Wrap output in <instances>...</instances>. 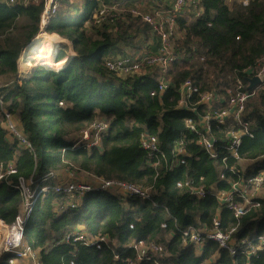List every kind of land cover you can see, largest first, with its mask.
I'll return each mask as SVG.
<instances>
[{
    "label": "trees",
    "instance_id": "obj_1",
    "mask_svg": "<svg viewBox=\"0 0 264 264\" xmlns=\"http://www.w3.org/2000/svg\"><path fill=\"white\" fill-rule=\"evenodd\" d=\"M229 2L199 0L178 18L182 36L173 51L179 59L165 75L151 68L121 79L107 70L106 59L143 49L152 36L150 26L127 14L114 27H97L92 16L99 0H86L76 15L72 0H57L58 13L46 32L67 40L75 55L68 58L67 45L58 54L54 48V66L36 67L22 80L18 61L38 36L43 6L0 2V166L5 170L12 164L16 170L0 180V221L11 226L22 213L19 183L31 181L35 204L24 240L43 264H264V246L247 256L248 245L258 246L264 238V197L240 219L216 198L240 176L264 171V90L247 101L243 120L250 124L251 135L242 138L240 161L209 158L198 145L199 136L186 127L192 113L177 108L184 81L191 80L201 92L216 89L223 94L237 79L247 83L250 71L264 58V0H252L248 6ZM48 42L40 37L33 41L29 51L35 60L52 61V51L36 55ZM162 76L172 85L152 96ZM4 111L15 117L32 149L4 128ZM97 119L109 124L100 146L74 148L82 131ZM143 134L158 138L161 153L151 155L141 147ZM215 135L224 138L226 133ZM179 146L185 155L176 154ZM71 177L141 185L149 198L123 195L118 189L93 191L72 208L66 195L53 190L56 182ZM200 178L205 198L177 187L180 181L199 185ZM45 187L50 191L40 193ZM216 219L222 232L235 229V256L213 240H207L201 252L183 244L184 231L213 229ZM76 230L88 240L103 236L109 241L100 250L84 242H62ZM141 241L160 246L162 252H148L138 260L135 246ZM11 257L0 253V264H8Z\"/></svg>",
    "mask_w": 264,
    "mask_h": 264
},
{
    "label": "built area",
    "instance_id": "obj_2",
    "mask_svg": "<svg viewBox=\"0 0 264 264\" xmlns=\"http://www.w3.org/2000/svg\"><path fill=\"white\" fill-rule=\"evenodd\" d=\"M100 5L92 16V23L97 27L105 24L114 27L116 20L125 19L127 14L141 19L148 24L152 30V36L147 40L141 50H125L123 53L112 54L106 61L105 66L108 71L118 78L126 79L136 75L145 74L149 69L155 68L161 74L165 75L169 68L179 59L173 51L175 40L182 36L179 30L177 20L193 4L199 0H140L142 3L152 4L154 7L145 10L141 6L127 8L125 6L128 0H114L109 3L105 0H99ZM252 0H237L238 3L248 6ZM1 3L9 6H43L41 13L39 33L48 34L47 28L50 21L56 16L59 10L57 0H0ZM168 4L166 6L163 5ZM33 42V41H32ZM27 49L21 55L18 61L19 79H25L32 68L30 55ZM62 44L68 45V41L62 40L59 45L60 51ZM58 54V52H57ZM43 63V62H42ZM31 66V67H30ZM43 66V65H42ZM33 69V68H32ZM258 78L259 83L250 89V80ZM172 83L162 76L159 79V85L156 93L163 94L169 89ZM264 90V58L259 61L250 71L248 82L237 79L236 82L225 90L223 94L214 89L209 92H201L199 87L195 86L191 80L184 81L179 87L180 99L177 108L188 110L193 117L186 120V127L192 133L199 136L198 145L205 151L209 158L213 160H222L226 163L228 158L240 161L239 149L242 144V138L251 135L250 124L243 120L247 101L253 98L259 91ZM62 105V103H61ZM4 128L18 142L27 149H32L31 143L25 137L22 129L17 124L15 117L8 111L3 112ZM109 124L104 120H95L87 129L82 131L81 137L74 148L91 149L99 147L102 137L108 131ZM225 131L224 138H218L215 133ZM141 147L149 154L161 153L158 138L143 134L141 136ZM223 150L224 152L220 151ZM177 155H185V149L179 146L175 150ZM222 153L226 156L222 157ZM181 159L180 164H184ZM234 171V168H231ZM237 173V172H236ZM16 174V170L10 164L5 170L0 166V180L9 175ZM54 173L50 177H55ZM199 185L190 182H178V188H188L192 194L198 198H205L206 191L202 185L204 178H200ZM31 181L20 180L19 189L23 197L22 213L18 215L15 222L8 226L0 221V253L12 254L8 264H18L20 261L25 264H43L40 260L39 253L33 250L25 243V225L29 214L35 204V191L31 189ZM118 189L120 193L128 196H137L142 199L149 198L148 190L141 185L130 184L118 180H100L95 183L73 180L71 177L66 181H58L53 187L56 193L66 195L70 199L72 208L76 207L86 195L93 191H106ZM49 187H45L40 193H48ZM264 193V171L250 176L242 177L231 185L228 191H220L216 198L220 205L233 211L236 219H240L250 209L258 207V199L263 198L260 194ZM219 220L214 221V228L207 231H200L190 227L183 232V244L194 245L198 252L207 240L217 242L222 249H227L231 256L237 254V245L233 243L232 229L231 232L224 233L219 229ZM131 228H133L131 226ZM84 242L85 244L95 245L100 250L103 243L108 242L107 237H99L95 240H88L79 230L67 234L62 241L63 243ZM259 245H248L247 256L250 258L262 246L264 238H259ZM138 249V260H142L148 252L161 253L162 249L156 244L147 245L141 241L135 246Z\"/></svg>",
    "mask_w": 264,
    "mask_h": 264
},
{
    "label": "rangeland",
    "instance_id": "obj_3",
    "mask_svg": "<svg viewBox=\"0 0 264 264\" xmlns=\"http://www.w3.org/2000/svg\"><path fill=\"white\" fill-rule=\"evenodd\" d=\"M84 2H86V0H72V14H74V12L76 13L77 11H78V9L77 8H79V7H83V3ZM232 2H234V1H230L229 3H232ZM50 37H48V39L50 38V41L47 43L48 44V48L47 49H42V48H38L37 49V51H36V55H40V56H42L43 54H46L47 52H51L52 51V53H53V57H54V54H55V51L58 49L59 50V45H60V42H61V39L62 38H60L59 36H57V35H49ZM59 38V40L57 41L55 38ZM45 38V37H44ZM63 40V39H62ZM64 45H66V44H62V46H61V48L63 49V46ZM67 46H72V45H70V43L68 42V45ZM55 48V49H54ZM55 51H54V50ZM58 50H57V52H58ZM68 52V54H67V56H68V58L71 56V54H73L74 55V53L73 52H71V53H69V48L67 49V51H66V53ZM57 54V53H56ZM33 55L34 54H32V57H31V55H30V60H34V62H32L31 63V66L33 67V65H35V68L36 67H44V66H42V62H40V61H38V60H35L34 59V57H33ZM53 57H52V59H53ZM71 59V58H70ZM65 61V60H64ZM64 61H62V62H64ZM52 61H50L49 63H45L46 65H48V64H50ZM61 62V63H62ZM30 66V67H31ZM45 68V67H44ZM46 69V68H45ZM50 71V70H49ZM242 167L243 168H245V165H242ZM261 196H263L264 195V193H261L260 194ZM0 229H1V227H0ZM1 237V236H0Z\"/></svg>",
    "mask_w": 264,
    "mask_h": 264
},
{
    "label": "crops",
    "instance_id": "obj_4",
    "mask_svg": "<svg viewBox=\"0 0 264 264\" xmlns=\"http://www.w3.org/2000/svg\"><path fill=\"white\" fill-rule=\"evenodd\" d=\"M106 2H109V3H111V2H113L114 0H105ZM230 1H237V0H230ZM148 2H150V1H148ZM136 5H138V6H141L142 8H144L145 10L147 9V10H150V9H152L154 6L152 5V4H146V3H142V2H140V0H128L127 2H126V4H125V6L127 7V8H131V7H133V6H136ZM163 5L164 6H166V5H168L167 3L166 4H164L163 3ZM83 7H79V8H77L78 9V11L75 13L74 12V14L73 15H76L81 9H82ZM52 35H56V34H52ZM48 36H49V34H48ZM50 37V36H49ZM51 38V37H50ZM50 38L48 39L49 41H50ZM55 38V37H54ZM57 41L59 40V38H55ZM63 40H65V39H63ZM65 41H67V40H65ZM71 45V44H70ZM68 48H69V53H71V52H73L74 53V55H75V52H74V50H73V46H67ZM71 55H73V54H71ZM53 60H54V57H53V59H52V62L50 63V64H48V65H46L45 63L44 64H42V65H45V66H54V63H53ZM56 60V59H55ZM33 69L35 68V65H33V67H32ZM30 69V72L28 73V75L30 74H32V71H33V69ZM56 68V67H55ZM69 180V179H68ZM262 197H264V195L262 196ZM18 264H25V263H23V262H19Z\"/></svg>",
    "mask_w": 264,
    "mask_h": 264
},
{
    "label": "bare ground",
    "instance_id": "obj_5",
    "mask_svg": "<svg viewBox=\"0 0 264 264\" xmlns=\"http://www.w3.org/2000/svg\"><path fill=\"white\" fill-rule=\"evenodd\" d=\"M38 37H40V38H48L49 36H48V34H44V33H40L34 40H36ZM33 40V41H34ZM61 41H62V39H61ZM33 43V42H32ZM61 43V42H60ZM28 51V54L29 55H31V57H32V54L30 53V51H29V49L27 50ZM45 62H43V64H44ZM1 227V226H0Z\"/></svg>",
    "mask_w": 264,
    "mask_h": 264
},
{
    "label": "water",
    "instance_id": "obj_6",
    "mask_svg": "<svg viewBox=\"0 0 264 264\" xmlns=\"http://www.w3.org/2000/svg\"><path fill=\"white\" fill-rule=\"evenodd\" d=\"M30 46V45H29ZM250 89L253 88L255 85H257L259 83V79L258 78H254L252 80H250Z\"/></svg>",
    "mask_w": 264,
    "mask_h": 264
}]
</instances>
